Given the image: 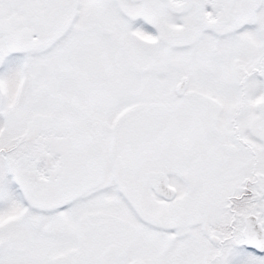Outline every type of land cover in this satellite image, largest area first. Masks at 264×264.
<instances>
[{
    "label": "snow or ice",
    "instance_id": "1",
    "mask_svg": "<svg viewBox=\"0 0 264 264\" xmlns=\"http://www.w3.org/2000/svg\"><path fill=\"white\" fill-rule=\"evenodd\" d=\"M0 264H264V0H0Z\"/></svg>",
    "mask_w": 264,
    "mask_h": 264
}]
</instances>
